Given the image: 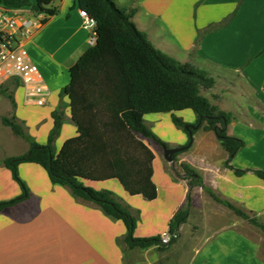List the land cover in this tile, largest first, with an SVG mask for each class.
Returning a JSON list of instances; mask_svg holds the SVG:
<instances>
[{
  "label": "crops",
  "instance_id": "0c3cea01",
  "mask_svg": "<svg viewBox=\"0 0 264 264\" xmlns=\"http://www.w3.org/2000/svg\"><path fill=\"white\" fill-rule=\"evenodd\" d=\"M114 1L119 8L133 11L134 22L158 50L196 69L207 71L211 67L214 72H226L245 82L256 104L248 106L246 115L228 126L229 135L243 138L247 143L238 151L232 165L237 169L264 171V0ZM51 8L53 15H45L46 23L25 41V47L50 90L48 103L41 108L44 118L37 122V131L43 134L40 144L47 143L54 126L52 113L56 110L66 113V122L56 140L58 170L77 177L92 190H112L123 202L140 211L135 232L138 238L169 233L171 219L187 198L188 181L180 180L173 170L182 174L183 163L196 170L206 187L221 200L263 219L264 223V181L252 171L238 177L226 168L228 153L214 132L197 130L190 147L174 162L165 158L164 149L154 143L149 145L155 155L153 181L158 190L153 201L140 195L131 196L121 186L105 144L98 137L97 126L90 137L96 134L99 138V152L91 156L76 153L79 148L74 140L80 134L72 120L71 97L65 90L71 82L70 70L90 47V32L84 27L75 0H55ZM5 85L14 90L22 109L35 108V103L27 102L21 84L16 85L12 80ZM189 111L177 114L186 123L195 124L196 115ZM149 117H153L152 121ZM157 117L160 114L145 117L150 128L157 124ZM27 120L30 122L32 118ZM248 131L252 134L246 135ZM157 135L170 148L184 147L189 142L184 132H175L172 139L159 132ZM28 151L29 148L25 153ZM19 172L30 196L0 214V264H165L162 261L165 251L155 247L129 250L125 243L127 229L122 221L111 219L93 203L77 199L68 188L54 185L42 167L23 163ZM21 195V187L0 162V202ZM190 216H199L201 224L192 226L190 255H184L181 264L185 261L264 264V233L236 216L202 187L192 189ZM190 216L182 225L176 243L182 238ZM196 233L201 238L197 245Z\"/></svg>",
  "mask_w": 264,
  "mask_h": 264
},
{
  "label": "trees",
  "instance_id": "16d2710c",
  "mask_svg": "<svg viewBox=\"0 0 264 264\" xmlns=\"http://www.w3.org/2000/svg\"><path fill=\"white\" fill-rule=\"evenodd\" d=\"M54 1L0 0V5L10 9H30L36 14L51 16L54 13L51 8ZM75 3L96 21V43L88 48L70 70L71 82L65 90L71 97L72 120L80 134L74 140L79 148L76 153L91 156L99 152V138H96V134L90 137L97 126L98 137L105 144L121 186L131 196L140 195L147 201H153L157 198L158 190L153 181L155 155L149 145L154 143L162 150L170 146L152 131L145 117L150 114H170L174 125L188 135V146L197 130L187 129L188 123L177 113L191 110L197 118L194 126L199 125V129L214 132L228 153L226 168L238 177L252 171L264 181L263 170L237 169L232 165L234 157L246 144L242 139L228 134V126L235 119V114L220 109L203 94L216 85V79L211 74L158 50L134 22L133 11L119 8L114 0H75ZM14 83L20 84L19 81ZM8 98L14 108V95ZM52 119L54 126L47 143L39 144L26 133L16 115L2 118L3 125L9 127L15 136L27 141L30 147L23 155L6 157L1 161L21 187L22 195L0 202V214L30 196V190L20 176L19 167L23 163H32L42 167L54 185L68 188L77 199L93 203L111 219L122 221L127 229L125 243L129 250L155 247L166 251L176 243L182 225L188 222L191 193L196 186L204 188L216 200L227 205L236 216L264 233V223L258 217L231 202L221 200L212 189L206 187L196 170L183 163L182 174L175 168L173 170L180 180L188 181V193L185 204L170 221L169 244L162 243V236L136 237L140 211L123 202L113 191L92 190L77 177L58 170L56 140L66 122L65 111H54ZM86 136L91 139H85ZM181 153L175 154L174 160Z\"/></svg>",
  "mask_w": 264,
  "mask_h": 264
},
{
  "label": "rangeland",
  "instance_id": "374dc122",
  "mask_svg": "<svg viewBox=\"0 0 264 264\" xmlns=\"http://www.w3.org/2000/svg\"><path fill=\"white\" fill-rule=\"evenodd\" d=\"M202 67H205V66H202ZM207 72L209 74L212 73L211 76L213 75L212 77H214L218 81V84H216L213 89L209 91H204L203 94L206 97H208L214 104L215 102H217L220 109L222 108V109H225V111L227 110V111L234 113L235 119H237L238 117L241 118L242 115L243 116L246 115L248 106H251V107L255 106L256 102L254 100L252 93L246 88L245 82L240 77L231 76L226 72H222V73L214 72V70L211 67L207 68ZM20 87L24 89L22 85ZM17 93L19 96L20 91L18 90ZM11 94L14 95L13 89H9L7 85H3L1 87V90H0V160L1 159L3 160L4 158L10 157V156L22 155L30 147L27 141H25L23 138L15 136L9 127H6L3 125L2 123L3 117L16 115L20 123L23 124V127L26 133L32 136L39 144L41 143L40 141L43 137L42 136L43 134L37 131V122L42 121L44 118L43 115H41L42 114L41 108L43 106H38L37 104H34L35 108H32V107L28 108V111H27L26 109L21 108V104L18 105L16 96L14 95L16 106L13 108L8 98V96ZM189 112L193 114L192 111H189ZM160 116L161 117H157L156 119L155 123L157 124H154V127L151 128L152 131L156 135L159 132L162 135H164L167 139H172L174 137L175 132H179L180 134H183V131L174 125L169 114H160ZM29 118L30 119L32 118L30 122L27 120ZM152 118L153 117H149L148 120L152 121ZM190 125L194 126V124H189V123L187 124V126H190ZM245 133L246 135L252 134L250 131L245 132ZM260 137L261 136H258L259 140L262 141ZM241 139L245 142V144H247L243 138ZM262 145H263L262 151L264 152V142H262ZM14 183L17 184L15 181ZM200 224H201V221H200L199 216L198 217L190 216V222L186 225L185 231L180 241L165 251L164 257L162 258V261L165 264H181V258L184 260L183 258L184 255L186 256L190 255V252H189L190 248L188 246V243H189V238H190L189 237L190 232H192L191 228L193 225H200ZM194 235L196 238L195 240H196V245H197L200 242L201 238H198L199 237L198 233ZM172 259H174V261H172ZM185 264H188V263L185 261Z\"/></svg>",
  "mask_w": 264,
  "mask_h": 264
},
{
  "label": "built area",
  "instance_id": "2783aa9c",
  "mask_svg": "<svg viewBox=\"0 0 264 264\" xmlns=\"http://www.w3.org/2000/svg\"><path fill=\"white\" fill-rule=\"evenodd\" d=\"M84 27L90 32L89 45L96 43V21L87 11L80 9ZM46 19L43 13L30 9H10L0 5V89L9 81H19L24 87L28 103L45 106L50 90L29 55L25 41L38 32ZM168 232L162 235V243L169 244Z\"/></svg>",
  "mask_w": 264,
  "mask_h": 264
},
{
  "label": "water",
  "instance_id": "95a60500",
  "mask_svg": "<svg viewBox=\"0 0 264 264\" xmlns=\"http://www.w3.org/2000/svg\"><path fill=\"white\" fill-rule=\"evenodd\" d=\"M199 125L196 126H186L187 129L191 128L194 130H198L199 129ZM193 141L190 142V144L188 146H184V147H178V148H170V147H165L164 148V155L165 158L169 161V162H174V155L185 151L187 148H189V146L192 144Z\"/></svg>",
  "mask_w": 264,
  "mask_h": 264
}]
</instances>
